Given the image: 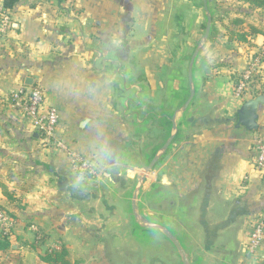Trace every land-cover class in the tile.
I'll list each match as a JSON object with an SVG mask.
<instances>
[{
  "label": "crops",
  "instance_id": "obj_1",
  "mask_svg": "<svg viewBox=\"0 0 264 264\" xmlns=\"http://www.w3.org/2000/svg\"><path fill=\"white\" fill-rule=\"evenodd\" d=\"M1 2L11 23L0 34V208L40 225L51 236L50 250L64 247L69 260L88 250L91 264H112L127 249L145 264L164 243L148 230L121 232L114 218L105 219V207L128 208L140 166L137 138L149 160L166 138L167 116L187 95L188 63L179 47L191 44L205 17L202 0L200 6L175 0L163 10L156 0H64L63 8L78 16H69L63 33L49 23L54 3L17 0L5 9ZM262 49L264 32L246 42L227 36L206 42L195 60V96L141 190L147 214L178 230L186 245L203 247L208 233L216 236L206 258L214 264H264V244L253 254L246 250L251 221L264 219L263 173L253 148L264 133L261 70L242 96L234 94L235 75ZM31 87L58 113L55 138L38 134L13 99ZM259 96L258 128L236 127L237 110Z\"/></svg>",
  "mask_w": 264,
  "mask_h": 264
},
{
  "label": "water",
  "instance_id": "obj_2",
  "mask_svg": "<svg viewBox=\"0 0 264 264\" xmlns=\"http://www.w3.org/2000/svg\"><path fill=\"white\" fill-rule=\"evenodd\" d=\"M208 3L209 0H202V6L206 18L204 33L188 60L187 95L179 106L167 116L169 128L166 138L162 144L156 148L149 160H146L144 157L141 137L137 138L136 153L140 166L139 171L136 172L134 176V182L129 189L128 208L124 209L120 205H108L105 207L106 211L109 213L108 216L106 214L105 219L106 217L114 218L118 223L117 228L121 232H129L133 228L148 230L156 234L158 240L164 243L163 253L158 252L157 255H150V253H148L145 262H143L145 264H214L206 260L211 252L210 245L216 244L218 240L214 234L208 233V236H205V244L203 247L188 246L183 242L184 240L181 238L178 230L169 227V225L164 222L151 218L146 212L147 207L141 200V190L147 175L151 173L155 165L171 146L178 132V123L185 116V113L195 96L196 84L193 75L195 60L210 36L213 23ZM25 83L27 85H32L33 81L31 78H27ZM262 100L263 97L259 96L244 102L236 112L235 126H242L247 130H256L258 128L256 109L257 105ZM169 252L171 256H169ZM128 256H131V261H128ZM118 257L123 264H131V262L132 264L142 263L140 255H137L136 252H131V254H129V251L127 250V252L118 255Z\"/></svg>",
  "mask_w": 264,
  "mask_h": 264
},
{
  "label": "rangeland",
  "instance_id": "obj_3",
  "mask_svg": "<svg viewBox=\"0 0 264 264\" xmlns=\"http://www.w3.org/2000/svg\"><path fill=\"white\" fill-rule=\"evenodd\" d=\"M172 1L175 0H156V2L158 3L162 2L161 4H158L162 7L161 10L164 9L165 5H170ZM193 1L198 6H200L201 0H193ZM150 3L152 4V2ZM208 5L213 19L211 29L212 31L213 30L216 31L217 34L216 37H218V39H225V37L228 36L229 31L245 30L243 27L245 24L250 26L253 25L254 23H257L259 30L264 32V10L262 9H259L253 5H250L247 2L240 0H210ZM160 6H157V9H160ZM47 11L51 15L49 18V23L50 21L54 22L55 29H57L56 31H60L62 33L64 32V27L62 26H65L69 16L70 15L72 17L78 16V14L75 12L70 14V12L66 11L65 9L57 11L54 7L47 8ZM59 16L61 17V20L57 21V17ZM205 23H206V18L204 17L202 18L201 25L197 27L196 33L192 35L193 37L191 38V40L193 41L191 42V44L190 45L186 44L179 47L180 51L182 49L181 54H183L184 57H186L185 61L187 63L195 46L198 44L204 33ZM67 32H70V30H68ZM181 32H183L182 35ZM180 36L183 40L186 41L187 40L186 38L188 37L187 31L185 29H183V31L180 30ZM177 48H178L177 45H173L168 48V55H170V57H169V61L166 63H170L171 64L170 66H174V63H176L175 53ZM170 66H168L169 69ZM263 70L264 67L261 68V74L262 73L264 74ZM261 74L259 72L254 80L262 76ZM239 77H237V79ZM236 83H238V81H236L235 84ZM167 133L168 132H166V136ZM155 136L156 135L153 134L151 137H149L148 144L150 147L152 146L151 145L152 143L157 141L155 139ZM1 211H3L1 213L5 214L7 219L6 220L3 219L2 221H0V235L9 234L10 246L5 250H0V264H42L39 255H43L47 252L49 253L52 250H54V249L50 250L51 243L49 239H51V236H49L48 233H45L44 229L40 227V225L36 223H31V221L30 222L26 221V219L16 220L15 218L16 216H11L5 210L1 209ZM22 230L23 233L25 231H30L31 233L29 237H24L22 235ZM88 235L91 236L92 234L89 233ZM60 249L61 247L57 250ZM73 249H76V247H73ZM125 252H127V249ZM92 256L93 255L90 252H88V250H85L82 251V253H80L77 258L74 257L71 260L69 259L68 260L71 262V264H91ZM128 258L131 259V256H128ZM120 261L121 259L119 257H115V259H112V264H123Z\"/></svg>",
  "mask_w": 264,
  "mask_h": 264
},
{
  "label": "built area",
  "instance_id": "obj_4",
  "mask_svg": "<svg viewBox=\"0 0 264 264\" xmlns=\"http://www.w3.org/2000/svg\"><path fill=\"white\" fill-rule=\"evenodd\" d=\"M0 14L1 34L6 32L10 26L11 20L3 13L1 5ZM263 56L264 49L258 50L254 53L248 68L240 75V80L234 86V94L236 97L239 98L247 89H249L255 77L260 72L262 65H264ZM13 99L22 107L25 117L38 134H40L45 140L55 138L59 124V116L55 108L45 104L44 95L40 88H20L13 94ZM253 148L255 151L254 164L263 173L262 185L264 188V133L257 134L254 137ZM83 165L82 168L87 170L86 165ZM263 244L264 219L255 217L249 225L246 250L248 253L253 254L258 247Z\"/></svg>",
  "mask_w": 264,
  "mask_h": 264
},
{
  "label": "trees",
  "instance_id": "obj_5",
  "mask_svg": "<svg viewBox=\"0 0 264 264\" xmlns=\"http://www.w3.org/2000/svg\"><path fill=\"white\" fill-rule=\"evenodd\" d=\"M51 2V4L55 5L56 10H62L63 8V2L64 0H48ZM249 3L250 5H253L259 9L264 10V0H240ZM17 0H2V6L5 9H11ZM262 33L258 28L254 26H250L249 30L247 31H229L228 32V40L229 41H237V42H246L248 39V36ZM216 31L211 29L210 32V38L209 40H212L216 37ZM264 59V56H263ZM240 75V74H239ZM239 75H235L236 81H239L240 77ZM237 77H239L237 79ZM235 81V82H236ZM10 246L9 242V234H1L0 235V250H5ZM39 258L42 262L48 263V264H71V262L68 260V252L67 250L62 247L60 250H52L51 252H47L43 255H39Z\"/></svg>",
  "mask_w": 264,
  "mask_h": 264
}]
</instances>
